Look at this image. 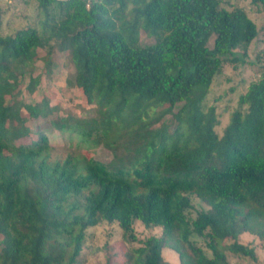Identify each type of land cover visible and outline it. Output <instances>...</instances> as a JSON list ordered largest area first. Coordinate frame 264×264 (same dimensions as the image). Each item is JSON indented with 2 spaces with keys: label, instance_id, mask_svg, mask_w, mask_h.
Here are the masks:
<instances>
[{
  "label": "trees",
  "instance_id": "trees-1",
  "mask_svg": "<svg viewBox=\"0 0 264 264\" xmlns=\"http://www.w3.org/2000/svg\"><path fill=\"white\" fill-rule=\"evenodd\" d=\"M36 2L40 27L0 34V264H79L88 230L102 222L122 230L125 264H170L165 249L180 264H232L229 253L259 264L239 239L264 242V73L222 135L206 104L226 64L248 63L259 36L248 13L222 0ZM251 2L264 12V0ZM141 30L154 42L142 44ZM39 49L47 59L69 53L74 84L96 110L57 117L32 138L29 120L56 110L47 98L19 99L25 78L30 93L40 82ZM168 114L173 129L156 128ZM55 131L88 148L104 143L116 166L81 152L55 158L47 135ZM137 221L162 233L141 240Z\"/></svg>",
  "mask_w": 264,
  "mask_h": 264
},
{
  "label": "rangeland",
  "instance_id": "rangeland-1",
  "mask_svg": "<svg viewBox=\"0 0 264 264\" xmlns=\"http://www.w3.org/2000/svg\"><path fill=\"white\" fill-rule=\"evenodd\" d=\"M222 2L223 6L229 10L240 8L247 12L257 24L259 36L248 49L246 59L248 63L238 66L226 64L223 72L215 79L207 98L206 104L217 108L220 120L217 131L221 135L232 114L239 108L240 96L246 92L252 81L258 80L264 73V12L259 11L251 0H222ZM42 18L36 0H0V34H13L30 26L40 27L39 22ZM140 38L144 45L154 42V39L148 37L144 30L140 32ZM214 42L215 36L210 39L209 46L213 47ZM48 52V49H39L40 59L36 61L33 71L34 76L40 77L35 93H30L27 89L30 84V77L25 78L20 86L22 89L19 96L20 100L36 103L47 98L50 106L56 108L55 112L47 119L29 120L28 126L33 131L32 138L37 136V131L45 129L48 122L57 117H67L72 114L84 119L94 116L96 110V106L88 104L82 90L74 84L75 70L69 53L55 49L50 58L47 59L49 57ZM238 54L242 55L243 52L239 51ZM7 102L12 103L13 98L7 96ZM182 106L183 104L176 105L174 113H177ZM23 114L28 116L26 111H23ZM163 124L173 129L175 125L173 115H166L156 125V128ZM71 134L72 132L61 133L59 131L47 134L50 145L56 149L55 158L61 159L71 152H81L103 165L116 166L113 152L104 143H97L88 148L78 139H72ZM30 142L31 138H26L18 141L17 145ZM195 205L197 209L202 207L198 200H195ZM135 228L141 240L151 234L160 235L162 233V228L148 229L140 221L136 222ZM194 239L198 244L203 245L201 239L197 237ZM239 241L254 247L259 258V264H264V242L262 240L246 233L240 237ZM229 243L227 242V244ZM128 246L123 241L122 230L117 223L102 222L88 230L79 264H125ZM229 256L232 264H253L249 259L235 257L230 253ZM164 258L170 264H180L177 253L171 249L164 250Z\"/></svg>",
  "mask_w": 264,
  "mask_h": 264
},
{
  "label": "built area",
  "instance_id": "built-area-1",
  "mask_svg": "<svg viewBox=\"0 0 264 264\" xmlns=\"http://www.w3.org/2000/svg\"><path fill=\"white\" fill-rule=\"evenodd\" d=\"M55 1H58V2H67V1H71V0H55ZM86 2V7L89 9L91 8V6L95 3V2H98V1H101V0H83Z\"/></svg>",
  "mask_w": 264,
  "mask_h": 264
}]
</instances>
